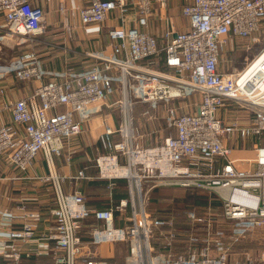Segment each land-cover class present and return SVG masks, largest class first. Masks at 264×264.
<instances>
[{"label": "built area", "instance_id": "built-area-1", "mask_svg": "<svg viewBox=\"0 0 264 264\" xmlns=\"http://www.w3.org/2000/svg\"><path fill=\"white\" fill-rule=\"evenodd\" d=\"M87 2L84 8L68 11L61 3L60 12L68 14L66 28L71 30L75 16L86 27L102 24L116 12L123 25L108 30L112 57L98 56L102 64L88 69L52 73L58 75L42 70L33 49L0 65V82L12 75L20 82L38 83L28 99L3 105V110H10L11 122L0 124L1 161L20 173L32 169L39 154L52 163L62 156L67 142L80 134L84 122L99 114L118 92L121 125L116 130L104 125L111 152L93 162L96 178L127 182L128 199L115 209H128L131 223L115 227L113 209L97 211L95 217L104 224L90 231L88 244L111 243L123 249L130 240L131 252L140 258L137 264H228L224 255L218 259L205 254L151 258L152 227L168 220L148 213L146 197L154 188L207 191L219 198L232 238L242 239L246 231L264 228V45L242 69L222 67L224 53L235 51V42L259 37L264 41V0H192L182 8L187 30L176 31L170 17L158 16L166 24L161 44L138 28L147 27L154 15L153 0ZM157 4L164 9L167 1L157 0ZM0 14L6 20L0 41L32 39L45 32L44 14L29 0H0ZM129 22L132 26H125ZM161 52L165 72L142 65ZM194 93L199 104L193 113L180 114L171 106ZM163 103L168 104L167 129L174 135L154 145H139L132 116L135 106L154 108ZM112 135L118 139H109ZM82 178L87 177L79 170L74 179ZM53 181L54 206L49 210L53 222L47 235L52 264H100L97 252H90L80 234L90 214L85 197L78 191L64 193L58 177ZM17 201L19 205L12 208V198L6 197L0 206V264H35L33 255H38L31 245L42 215ZM219 239L217 233L215 246Z\"/></svg>", "mask_w": 264, "mask_h": 264}, {"label": "crops", "instance_id": "crops-1", "mask_svg": "<svg viewBox=\"0 0 264 264\" xmlns=\"http://www.w3.org/2000/svg\"><path fill=\"white\" fill-rule=\"evenodd\" d=\"M32 6L42 10L45 19V32L41 35L35 36L32 39L24 37H7L0 41V65H5L14 60L18 55L33 49L41 64L42 70L49 75H58L52 73H62L64 71H78L88 69L96 65H101L102 62L97 59L98 56L112 57L113 48L112 42L108 36V30L112 27L122 26V22L118 18L116 12L111 13L110 17L102 24L91 25L83 27L77 16L71 18V30L66 28L67 24L65 18H68L67 11L71 8H84L87 6V0H29ZM133 2V0H129ZM154 1V15L149 18L147 27H138L139 30L148 32L154 35L161 44V33L166 24L158 20V16H168L173 20L174 28L176 31L187 30L189 23L188 19L183 16L182 8L191 3L192 0H166L167 5L164 9H159L157 0ZM63 3L66 8L65 13H61L59 7ZM133 12L130 11L128 19L132 16ZM159 14V15H158ZM157 15V16H156ZM6 20L0 14V35L4 33ZM125 26H132L127 23ZM137 27V26H136ZM144 63V62H143ZM145 64V63H144ZM142 64V65H144ZM38 83L20 82L12 75L7 76L0 82V118L1 123H10L11 115L10 110H3V105L7 102H13L19 99H28L36 90ZM119 97L116 92L108 100V105L102 108V111L90 117L84 122L82 131L79 135L73 137L67 142L66 149L61 157L53 159L52 163H46L42 154H39L34 161L32 169L26 173H20L17 170L7 167L0 158V206L4 205L6 197L12 198L13 202L9 203L12 208H16L19 204L17 200L28 205L29 209L39 210L41 212V220L38 222L32 241L31 248L33 252L40 253L46 252L47 257L41 258L39 256L33 257L35 264H52L51 245L52 243L47 240L48 230L52 226V219L49 215V210L54 206L50 198H47L48 192H52L53 178H59V185L64 193L71 191H78L85 197L87 206L93 211H106L109 209L115 210L118 203L125 200L128 194V185H121L118 180H103L96 178L97 170L94 166L93 160L102 154L110 153L107 147L106 139L104 136V125L110 126L112 129H118L121 125V111L115 105L116 98ZM164 104V103H163ZM199 104L198 94L194 93L190 96L183 97L171 103L178 113H193L196 106ZM168 104H165L167 111ZM136 110V111H135ZM135 114L137 118L139 115L149 114V120H153L155 125H150L149 130L146 128L141 120H137V143L141 146H150L162 141L168 134L164 136V127H161L159 121H164L166 111L162 109L151 108L146 105L137 104L135 106ZM141 112H137L140 111ZM133 112V115H135ZM136 118V119H137ZM174 135V133H171ZM150 135V137H149ZM109 139L116 141L117 135H112ZM108 150V152L106 151ZM239 167V165H238ZM79 170H84L87 178L74 179ZM49 176L50 180L43 181L42 177ZM117 182V183H115ZM124 186V187H123ZM179 188V187H176ZM119 197V198H117ZM54 199V198H53ZM98 208V209H96ZM107 208V209H105ZM211 209H219L220 207L212 206ZM127 209V208H126ZM115 212H117L115 210ZM126 212L129 210L119 212L113 223H117L116 227L126 225ZM94 218V219H93ZM114 218V217H113ZM95 216H90L82 222L80 234L87 245L90 252L93 254L99 250L104 261L109 260L110 264H116L114 261L118 253L113 249L112 245L106 244V251L101 247H94L89 245L90 231L94 227H103L104 222L97 219ZM114 225V224H113ZM153 225L152 236L158 230ZM163 234V240L169 242L167 248L171 245L172 241L169 239L168 230ZM253 234L247 232L243 235L247 237ZM204 234L199 233V238H203ZM207 237V236H205ZM152 238V239H153ZM183 237L181 240H187ZM182 245V243L180 244ZM251 246V245H250ZM110 254H106L107 251ZM105 252V253H104ZM154 252V249L152 251ZM163 257L165 259L173 258L167 252L166 244L164 245ZM124 264H131L128 256ZM134 260L132 264H137ZM123 262V260H122Z\"/></svg>", "mask_w": 264, "mask_h": 264}, {"label": "rangeland", "instance_id": "rangeland-1", "mask_svg": "<svg viewBox=\"0 0 264 264\" xmlns=\"http://www.w3.org/2000/svg\"><path fill=\"white\" fill-rule=\"evenodd\" d=\"M261 38L262 37H259V39L256 40L249 39L248 41L235 42V51L228 50L224 53L223 58L226 59V61L225 63H222V67L224 69H227L228 67V71H237L242 69L246 63L251 60L263 47L264 41ZM117 99L118 97L116 98V101ZM115 105L119 108L120 104L115 103ZM158 107L159 109H162L161 111H166L165 104H156L155 108ZM137 112H141V110ZM136 114H132L135 126L137 125V120L139 119L148 130L150 125H155L153 120L148 119L150 116L149 114L139 115L138 118ZM159 123L161 124V127H164L165 136L168 133L167 121H159ZM240 146L241 145H239L238 148H240ZM179 193H183V190L179 191L178 194ZM46 194L47 198L49 197L51 199L50 201L54 203V195L52 192H48ZM178 194L176 195L177 199L180 197ZM147 198L148 195L146 197V201ZM176 203L177 204L175 205H171L172 207L165 206L163 208L156 209L157 211L155 213L157 214V217L163 218L166 221L168 220V222H161V225L155 226V228L158 230L154 233V238L152 241H150V245L155 252H152L151 258L159 255L163 256L164 245L166 244L167 252H169L173 258L176 256H187L188 254H195L197 256L205 254L207 257H211L212 259H218L221 255H224L228 264H249V262H251L250 264L264 263V228L251 231L253 237L248 235L242 239L232 238V228L229 226L230 221L225 218L221 208L211 209L210 207L212 206H194L191 204L179 205V202ZM116 211L118 212L119 210ZM124 211L126 210L119 212L123 213ZM126 216V224L131 223V213L126 212ZM166 230H168L169 239L172 241L168 248L167 245L169 242H165L163 240V234L167 232ZM199 233H203L207 237L199 238ZM217 233L220 234V239L217 243L218 246H215V235ZM183 237H187L188 239L181 240ZM131 243L132 241L128 240L126 243L127 246L125 245V248L123 249L122 247L124 246L121 247V245H114L110 243L109 245H112L113 249L116 251V253H118L117 256L110 259L117 261L116 264H124L125 259L127 258L126 256H128V260H130L131 264L134 260H139L140 258L138 254L132 253L130 250ZM181 243L182 245H180ZM33 245L34 244H32V247ZM98 247H101L103 251H106L107 248L106 244L100 245ZM110 253V250L106 252V254ZM36 254L41 258H43V256L47 257L46 252L40 253V251H36ZM33 257L36 256L33 255ZM96 260L100 264H110L109 260H103L99 250H97Z\"/></svg>", "mask_w": 264, "mask_h": 264}, {"label": "trees", "instance_id": "trees-1", "mask_svg": "<svg viewBox=\"0 0 264 264\" xmlns=\"http://www.w3.org/2000/svg\"><path fill=\"white\" fill-rule=\"evenodd\" d=\"M148 66H152L156 71L165 72L167 70V67L164 63V53L161 52V54L157 57H151L143 61ZM143 63V64H144ZM108 152V150H106ZM120 181V180H118ZM117 183V182H115ZM121 185H124V181H120ZM124 187V186H123ZM183 190V193H179V191ZM122 196H125V199H128V194L124 195V192L122 193ZM175 194V196H174ZM179 195V199H177L176 195ZM174 196V197H173ZM119 198V197H117ZM176 202H179V205H187L191 204L194 206H221V202L219 198L214 193H209L207 191L199 190V189H180V188H156L151 193H149L147 198V211L150 214H154L159 208H163L165 206L172 207L171 205L177 204ZM87 206V204H86ZM88 207V206H87ZM90 214L87 219H90V216H95V211L93 209L91 210L88 207ZM98 209V208H96ZM107 209V208H105ZM118 212L113 211V222L116 219L115 216H117ZM94 219V218H93ZM86 220V219H85ZM97 220V219H96ZM98 221V220H97ZM116 227L117 223H113Z\"/></svg>", "mask_w": 264, "mask_h": 264}, {"label": "bare ground", "instance_id": "bare-ground-1", "mask_svg": "<svg viewBox=\"0 0 264 264\" xmlns=\"http://www.w3.org/2000/svg\"><path fill=\"white\" fill-rule=\"evenodd\" d=\"M255 82H256V85L257 84H258V86L261 85V81L260 80H256ZM251 85H252V83H251ZM224 194H226V193H224Z\"/></svg>", "mask_w": 264, "mask_h": 264}]
</instances>
